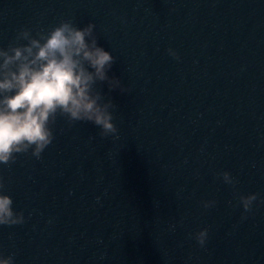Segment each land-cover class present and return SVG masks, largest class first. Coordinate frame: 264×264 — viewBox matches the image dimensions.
<instances>
[{"label":"water","instance_id":"95a60500","mask_svg":"<svg viewBox=\"0 0 264 264\" xmlns=\"http://www.w3.org/2000/svg\"><path fill=\"white\" fill-rule=\"evenodd\" d=\"M62 19L95 24L116 57L109 75L129 91L97 85L116 105V135L58 117L39 159L0 164L24 214L0 225V256L264 264V0H0V47ZM224 171L235 189L216 175ZM237 192L259 194L251 212ZM205 228L201 247L190 234Z\"/></svg>","mask_w":264,"mask_h":264},{"label":"clouds","instance_id":"9594fccd","mask_svg":"<svg viewBox=\"0 0 264 264\" xmlns=\"http://www.w3.org/2000/svg\"><path fill=\"white\" fill-rule=\"evenodd\" d=\"M94 29L92 22L81 28L62 19L47 30L36 29L35 35L31 28L20 29L7 47H0V164L15 163L18 154L30 153L39 159L55 139L53 126L58 117L69 126L91 123L100 129L101 137L118 133L110 111L116 105L97 85L106 83L109 92L126 93L129 88L109 75L116 57L98 45ZM168 53L179 59L173 49ZM216 175L235 189L237 181L229 172ZM4 187L0 179V225L24 223L23 212L14 210ZM237 195L247 212L259 198L258 193ZM215 203L206 201L204 208ZM190 235L203 247L208 230ZM0 264H13V256H0Z\"/></svg>","mask_w":264,"mask_h":264}]
</instances>
